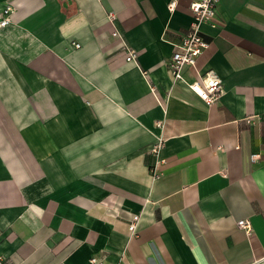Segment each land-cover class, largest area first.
<instances>
[{"label": "crops", "instance_id": "1", "mask_svg": "<svg viewBox=\"0 0 264 264\" xmlns=\"http://www.w3.org/2000/svg\"><path fill=\"white\" fill-rule=\"evenodd\" d=\"M193 1L0 0V262L264 264V0L200 25L211 106L168 68Z\"/></svg>", "mask_w": 264, "mask_h": 264}, {"label": "built area", "instance_id": "2", "mask_svg": "<svg viewBox=\"0 0 264 264\" xmlns=\"http://www.w3.org/2000/svg\"><path fill=\"white\" fill-rule=\"evenodd\" d=\"M218 0H195L190 4V10L193 16L188 31L181 37L180 41L174 45L173 54L168 62L169 71L174 80L182 79V71L188 67L192 69L198 76L195 81L187 84L190 91L197 95L206 105L211 106L217 102L223 92L222 81L215 76L200 75L199 70L196 69V61L198 57L208 48V43L202 38L200 25L212 21L217 15ZM169 10L175 7V1L168 4ZM13 5L7 3L0 9V28L7 26L11 21V13ZM108 23L111 25L109 34L112 38L117 40L118 45L125 55L127 62H135L137 59V52L128 45L122 32L117 29L114 24L115 15L113 13L107 16ZM75 48H79L78 43H73ZM147 73H144L146 75ZM148 78L147 76H145ZM153 95L158 99V94L153 85L150 86ZM162 146V143L155 145L154 151H157ZM138 216H134L129 225L131 234H134ZM240 229L246 233L250 232L251 225L248 220H240L237 222ZM92 264H101L99 259L92 258ZM0 264H3L0 262Z\"/></svg>", "mask_w": 264, "mask_h": 264}]
</instances>
